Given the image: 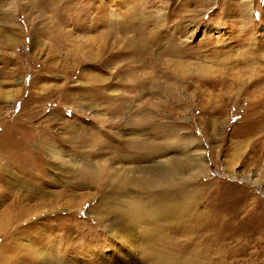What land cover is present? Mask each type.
<instances>
[{"label":"rangeland","instance_id":"1","mask_svg":"<svg viewBox=\"0 0 264 264\" xmlns=\"http://www.w3.org/2000/svg\"><path fill=\"white\" fill-rule=\"evenodd\" d=\"M5 1L0 20V149L23 152L0 155V264L46 263L34 246L48 250L52 264L214 260L198 257L195 234L182 227L194 215L156 219L137 211L136 198L108 183L77 187L80 177L50 166L49 143L86 157L94 147L72 144L65 120L100 127L103 131L95 128L94 138L119 145L122 155L135 153V138L165 139L166 154L177 152L184 159L187 151L196 153L202 146L209 175L196 171L191 188L199 211L229 217L234 228L254 223L262 230L255 240L264 250V224L259 223L264 218V0ZM107 25L119 26L118 33L105 34ZM134 35L139 38L132 45L148 44L150 53L133 54L124 46V37ZM143 36L149 40L139 42ZM172 62L179 66V82L168 70ZM142 73L151 81L138 79L135 87L137 75L146 77ZM95 86L99 88L93 91ZM99 94L105 97L100 109L110 100V105L128 104L111 126L81 112V107L99 104ZM144 99L152 109L149 124L142 128L138 117ZM174 131L180 136L176 143ZM128 138H133L130 144ZM39 151L41 157L26 164L24 158ZM105 153L114 155L109 145ZM29 164L43 165V171L34 168L31 175ZM157 189L165 190L164 199L177 190L171 184ZM100 204L128 211L135 239L122 241L108 231L93 210ZM38 232L45 233L39 238ZM259 254L239 264H264V252Z\"/></svg>","mask_w":264,"mask_h":264},{"label":"bare ground","instance_id":"2","mask_svg":"<svg viewBox=\"0 0 264 264\" xmlns=\"http://www.w3.org/2000/svg\"><path fill=\"white\" fill-rule=\"evenodd\" d=\"M5 5H6V1L0 0V20L4 16L5 12L3 13V11L7 7V6L5 7ZM115 26L109 25L107 32L105 34L109 33L112 35L114 34L112 31L114 30L117 32L119 26L118 27L116 26V28ZM133 26H131L128 29L125 28L123 29L126 31L132 30L135 27ZM142 30H143L142 32L147 37V33H146L147 31L145 29ZM135 32L136 33L139 32L140 34V30L137 31L135 29ZM146 37L143 36V39H140L139 42H144L145 40H149ZM138 38L139 36L137 35H134L131 38L124 37L125 41L123 44L124 46L129 48V51L132 50L131 52L133 54H137L142 51H146L150 53V50L147 48L148 44L132 45V42L133 43L136 42ZM150 38L154 39L152 37ZM174 50L176 52L178 48L177 47L174 49L170 48L171 53L174 52ZM174 63L175 62H172L167 66H168V70L171 72V74H173L172 77H174L178 81L181 80L178 77L182 75L181 73H179L180 69L178 64H174ZM86 75L89 74L87 73ZM142 75H145L146 77L142 78L141 76L138 75L135 77L136 78L135 81L137 83L135 87H138L137 85H139L138 79L139 81H141L140 83H148L149 81H151L150 79H148L149 77L148 73H142ZM91 77L94 79V81L97 82L106 80L104 78H98V77L94 78V76ZM192 79L194 81V78ZM98 88L99 87L95 86L92 90L94 91ZM70 95L72 97L73 94ZM71 97L68 98L71 99ZM96 98H99L100 100L98 99L99 104H97L95 107L86 106V108L81 107L80 109L82 114H87V115L91 114V116L94 117L96 116L97 119L95 120V122L100 124H106V123H108L109 125L113 124V122H115V118L122 117V114L126 111L123 109L128 107V104L125 106L124 103L119 105L116 104L110 105L109 104L110 101L111 102L113 101L110 100L108 102V105L105 106L103 105L102 108L100 109L99 108L101 107L100 102H105V100H102L105 97H102V95L99 94V97ZM141 102H144L145 106L142 105L144 112L138 117L139 119L138 121H139V126L145 128L149 124V120H151L149 112L152 109L151 108L152 106L148 105L149 102L145 99ZM131 110H132L131 107H129V111ZM101 114L104 115L112 114L113 117L103 118L101 117ZM65 121H66V126L70 127L68 131V137L70 138L72 144L74 142L80 141V143L83 142L84 144H91V146H94V147H90L89 150L90 155L86 157V155L82 156V155H75L74 153H70V152H63L57 144L49 143L47 155L49 156L48 160L50 166H52L53 168L54 166H56L59 169H66V171L68 170L67 172L76 174L78 178L80 177L82 181L76 184L77 187H82L83 185L89 183L94 184L98 187L99 186L103 187L104 183H108L114 188H117L118 192L123 193L124 196L131 195L128 198H136L135 200H136L137 211L140 210L144 211L147 215H150L156 219L170 218L174 214H178V216L194 215L195 216L194 221L188 220L185 222V224L182 227L183 229H187V231H189L190 233L193 232L195 234L194 249L196 250V254L198 255V257L202 259L205 258L208 259L210 256H212V258H214L212 262L208 261L207 264H239L240 261H247L248 258H250L251 256L255 254L260 255L259 253H261V251L264 252V250H262V247L259 245L260 242H258L257 239L255 240L256 237L255 235L259 234V232L262 230L256 228L255 227L256 225H254V223L253 225L250 223V225L245 229L234 228V226H232V221L230 220L229 217L226 218V216H222L219 214L213 215L210 214L208 210L199 211V207H200L198 203L199 201H195V199L192 197L193 192H191V188L193 187L192 178L195 177L196 171H199L201 175L204 174L205 175L204 177H208L209 175V173L207 172L208 169L207 157L204 148H202V146L196 149V153L194 151L192 152L191 150L187 151L185 155L186 158L184 159L181 158L176 151H174L176 153L172 155L166 154L167 153L166 151H168V146H167V141L165 139L151 141L149 138H145L142 140L141 139L138 140L139 138H135L136 140L132 141L133 138H128L126 139V141L129 144L131 143V141L132 143H134V147L136 149L134 151L135 153L122 155L120 154L121 148L119 147V145H110L104 142V140H102L101 138L97 140L94 138V132H96L95 128L97 129L99 128L101 132L103 131V129H101L100 127H96L95 125H90L88 127H85V125L83 124L69 122L68 120ZM83 123L87 124L88 121L84 120ZM173 133H175V136H173V143L180 141L179 133L177 132L176 134V131H174ZM116 134L119 135V133ZM106 145L110 146V152L112 153L114 152L113 156H106L105 153ZM97 146H100V148L96 149ZM190 151L191 153H189ZM22 152L23 151H20V149L19 150L14 148L12 149L9 148V146H6V148L4 149L3 148L0 149V155L3 157H5L6 155L7 158L16 154L18 155L20 153L22 154ZM98 155L101 156L99 159L96 158ZM193 155L195 157H193ZM40 157H41V151L35 154V156L25 157L24 159L26 161V164H28L32 161H36V159ZM57 159H61V162H59ZM68 164H74V166L65 168ZM26 167L27 168L31 167L30 169L31 172H28V173H32L31 175L36 174L34 172L36 171L35 169H38L41 172L43 171L42 169L43 165L38 166V165L29 164ZM168 184H171L172 186L177 188V190L174 191L175 193L172 195L170 199H164L165 190H161L157 188H164V185L166 186ZM183 184H185L184 186H186L187 188V192H185L184 190V194L181 191V187ZM137 188L141 191V193L136 190ZM134 192L136 193V195L132 194ZM28 194L30 195V193ZM6 195L13 197V199H15L16 197L18 198L17 195L11 192H4L3 196ZM86 195L89 194L87 193ZM83 196L84 194H82L81 197L83 198ZM117 199L118 197H115L113 200L109 201L107 205L115 203ZM71 202L73 203L72 200ZM206 202L208 205L209 202L205 201V203ZM93 210L94 212H96V217L99 219V221H101V223L104 224L103 226H105L108 231H111L114 236L121 239L122 241L123 240L129 241L131 239L132 240L135 239V238H131L135 235H133L134 233H132L133 227L130 225L129 216L128 217L126 216V213L128 214V211L126 210L120 211L119 209H114V207L104 208L102 204L95 206ZM191 221H193L192 224ZM259 223L263 225L264 218H260ZM44 233L38 232L39 238H41L42 235H44ZM262 233L264 234V230ZM244 238H246V240H244ZM31 245L32 243H27L28 247H31ZM19 246L20 245L18 244V242H16L15 248L17 247L19 248ZM33 246L34 244L32 245V247ZM33 252L38 255H41L43 259L47 261L44 264H52L48 262V258H49L48 250L44 248L39 249L34 246ZM247 256L249 257L247 258Z\"/></svg>","mask_w":264,"mask_h":264}]
</instances>
